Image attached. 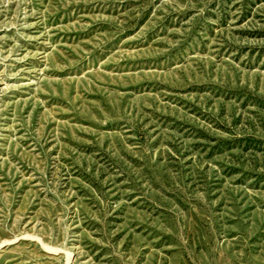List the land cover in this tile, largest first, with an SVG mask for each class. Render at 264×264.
Instances as JSON below:
<instances>
[{"label":"rangeland","instance_id":"obj_1","mask_svg":"<svg viewBox=\"0 0 264 264\" xmlns=\"http://www.w3.org/2000/svg\"><path fill=\"white\" fill-rule=\"evenodd\" d=\"M0 264H264V0H0Z\"/></svg>","mask_w":264,"mask_h":264}]
</instances>
